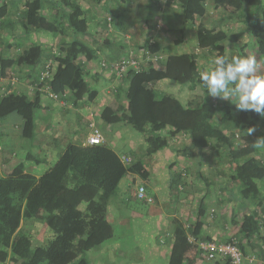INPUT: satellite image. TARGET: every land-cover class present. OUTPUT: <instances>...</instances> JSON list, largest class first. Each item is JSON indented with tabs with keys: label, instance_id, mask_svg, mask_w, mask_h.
Here are the masks:
<instances>
[{
	"label": "trees",
	"instance_id": "16d2710c",
	"mask_svg": "<svg viewBox=\"0 0 264 264\" xmlns=\"http://www.w3.org/2000/svg\"><path fill=\"white\" fill-rule=\"evenodd\" d=\"M62 1L65 4L70 0ZM169 2L178 5L185 28L174 45L184 42L186 29L196 30L198 48L214 53L215 58L227 56L225 43L233 45L235 56L245 57L247 45L240 44L239 33L229 34L217 26L197 25V21L207 14L208 5L229 12V15L237 14L245 7H253L255 13L248 20L252 24L248 32L259 41V49L264 55V0ZM24 5L16 24L25 34L40 31L66 38L71 30L72 37L69 42L60 44L57 54L48 51L41 43L28 46L13 59L0 54L3 78L13 67L29 68L38 74L33 99L14 93L0 98V122L14 118L20 122L22 137L33 140L37 113L42 107V90L47 86L54 93L61 94L68 105L89 104L97 97L98 91L88 81L86 65L88 61L98 59L99 55L96 49L77 38L88 32V22L84 17L61 9L52 20L44 13L45 0H25ZM9 15V5L0 0L1 25L9 22ZM105 21L108 27L110 21L107 17ZM12 33L17 35L18 30L13 28ZM140 46L144 50L141 58H156L157 66L151 62L142 71L127 74L124 79L126 106H107L101 113L104 125H123L139 133L146 141L144 155L148 157L167 149L174 134L188 135L191 140L188 152L191 155L196 152L200 156L199 166L218 168V178L225 179L228 186L238 185L233 191L238 200L248 201L250 205L255 203V207H260L264 214V146H256L257 140L264 139V117L253 111H239L229 100L218 101L208 95L200 80L197 54L165 57V48L151 39ZM51 60L54 61L52 76L41 82ZM167 82L188 85L191 90L200 86L203 92L184 104L160 90ZM113 91L118 95L119 90ZM249 128L255 129L251 135L247 133ZM138 156L134 154L131 162L125 163L108 145L84 146L68 142L58 161L39 180L25 172L23 163L8 174H3L0 168V264H91L89 253L114 239L108 207L118 194L122 180L131 173L147 177L144 163ZM201 177L207 178L204 174ZM226 186H220L219 191L225 193ZM83 203L87 206L81 210ZM250 209L243 212L238 237H257L264 247L259 210ZM36 217L42 219L49 229L42 243H38L22 225L24 220ZM174 224L169 264H184L189 239L202 240L204 223L197 219L189 227L181 220H174ZM240 247L246 257L245 248L241 244ZM224 262L230 264L228 260Z\"/></svg>",
	"mask_w": 264,
	"mask_h": 264
},
{
	"label": "crops",
	"instance_id": "0c3cea01",
	"mask_svg": "<svg viewBox=\"0 0 264 264\" xmlns=\"http://www.w3.org/2000/svg\"><path fill=\"white\" fill-rule=\"evenodd\" d=\"M108 1L109 3L113 2V0H80L77 4L70 0L69 3L62 4V0H45L44 9L47 11L46 16L52 20L58 16L61 9L70 10L87 20L89 26L87 34L77 36V38L98 52V59L88 61L86 65L88 81L91 87L98 91V95L89 104L81 102L77 105L64 106L60 101L52 100L46 93L42 92V107L37 113V127L33 140H26L22 137L19 121L14 119V122H9V119H11L9 118L4 122H0V168L3 174H8L19 163H23L25 172L39 180L58 161L68 142L86 145L88 137L92 134L90 129L92 123L98 127L102 135L104 134L105 145L109 146L110 144L111 146L109 147L122 159L130 158L132 160L134 154L138 155L139 148L134 143V133H132L133 140L130 141L132 145L131 152L125 155L118 153L116 142L109 141L110 135L115 133L119 136L124 135V129L129 128L123 125L105 126L101 120V113L107 106L117 107L120 104L126 106L127 101L124 91L127 87L125 85L120 87L121 83L117 81H113V85H111L110 76L112 74L108 72L109 70L102 69L99 64L105 58L109 59V61L121 60L134 50L132 49L134 43L130 41L129 44L126 40L129 35L123 38L116 36L115 40H104L103 42L95 35L107 29L102 10ZM5 2L9 5L10 15L8 18L9 22L4 23V25L0 24V54L4 58L13 59L19 56L28 46L35 43L42 44L43 42L42 40L29 39L30 35L35 34V32L25 34L19 25L16 24L22 10L25 8V0H5ZM127 2L130 5L126 9L122 8L123 10H132L148 3V5L158 11L156 19L145 21L139 29L127 28L128 32L131 30H134V32L135 30L136 32L140 31V34L135 35L138 39V42H136L139 45L151 39L165 48L168 43L174 41L175 29L172 26V24H175L173 20L174 13L177 12L178 19L182 18L178 5L169 2V0H118L116 4L126 6ZM55 3H57L56 6L54 5ZM112 16L114 17V25L121 21L131 22V19L126 15H124L123 19L119 15ZM181 23L184 24V22ZM195 27L197 28V26ZM13 28L18 30L17 35L12 33ZM145 30L152 33L146 39L143 37ZM116 33L119 35L118 32ZM195 34L196 30L192 31L193 36L189 39L196 41ZM52 37H55L59 44L63 41L69 42L72 38L71 30L68 31L66 38L55 35ZM124 39L126 40L125 42ZM189 39L184 37V42L180 45L186 46L190 43ZM185 50L187 49L185 48ZM197 50L198 44L196 41L193 49L178 55L196 53L199 57ZM7 72L6 82L2 86L0 83V98L14 93L24 94L33 99L38 86L35 84V78L38 77L36 71L34 72L29 68L13 67ZM97 85H101L100 90L97 89ZM114 86H119L118 89L116 87V90H119L118 95L112 91ZM186 87L189 88L188 85ZM194 91L189 90L192 99L187 100V103L203 92L197 93V90ZM177 135L174 134V136ZM183 135L188 141L183 149H179L181 142L173 139V141L170 140V146L167 149L158 152L152 157H139L141 154L138 156L144 163V171L147 173V177L144 178L138 174L131 173L122 180L118 194L110 201L108 207L109 217L113 213L117 215L123 214V211L128 208L127 199L134 198L132 190L139 184L146 186L149 196L154 198V203L148 204L136 198L134 200L146 205H152L153 208L143 210L134 206V212L130 214L131 217H128L130 221H126L125 225L128 234L133 230L130 223L134 221V234L127 237L123 233L121 238L126 241H120L121 239H119L113 249L111 248L112 252L106 250V254H108L106 258H100L96 260V263L94 261L93 263L114 264V259L111 258L112 255L125 252V254L129 255V258L134 259V262L131 261L133 264H169L174 240V220H181L189 227L193 226L196 220L199 219L204 223L201 230L202 240L212 239V241L227 242L232 239L233 235H237L234 238H237L241 246L245 248L246 257L254 256L256 258L255 264H264V247L259 244L258 238L244 239L242 236L238 237L239 222H241L243 212L249 207H251L250 210H259L258 213L262 219V233L264 234V214L260 210L261 208L255 207V203L250 205L248 201L242 202L238 200L237 196L233 194L238 185L232 184L228 186L225 179L218 178V168L213 165L200 167V156L196 152L192 153V155L189 154L191 140L188 135ZM136 139L138 140L139 137H136ZM176 144L179 146L177 147ZM16 155L18 156L17 160H14ZM227 171L229 170L227 169ZM202 174L207 178L201 177ZM206 182L209 184H206ZM222 185L223 187L226 185V188L228 187L225 193L219 191V187ZM237 200L239 201L238 203L236 202ZM174 203L179 206L177 211L175 209L173 213L164 212L165 206ZM86 206L87 204L83 203L80 209L84 210ZM37 221L43 222L42 219L38 218L30 223L33 224ZM43 229L46 231L47 235L44 237L46 238L49 230L47 228ZM109 253L111 262L109 261ZM184 264H209L201 257L197 240L190 242L188 245ZM219 264H225V262L221 261Z\"/></svg>",
	"mask_w": 264,
	"mask_h": 264
},
{
	"label": "rangeland",
	"instance_id": "374dc122",
	"mask_svg": "<svg viewBox=\"0 0 264 264\" xmlns=\"http://www.w3.org/2000/svg\"><path fill=\"white\" fill-rule=\"evenodd\" d=\"M138 1V0H136ZM116 2H118V0H113V2L107 3V5L105 7H103V18L104 20L108 19V21H110L107 30H104L102 32H100L99 34L96 33L95 35L98 37V39L103 42L104 40H115L116 36H119L120 38L122 37H126V35H129L126 37L127 42L130 41L131 43H134V47L132 49L133 52H129L128 56H130L131 53H133L134 56L138 57V59H140L139 57L142 56L143 53V49L142 47L137 43L138 39L136 38L137 34H140L139 32H134V30H131L130 32L127 31L128 27H132V29H139L142 25V23L144 24L145 21H150L152 19H156L157 17V13L158 11L156 9H154L153 7H151V5H148V3H146L145 5H141L137 8H134L132 10L128 9V10H123L129 7L130 3L127 2L128 4L126 6L120 4L117 5ZM123 8V9H122ZM207 14L200 20L197 21V25L203 24L205 26L208 27H212V26H217L218 28L228 32L229 34H233V33H239V35H241V39L240 44L247 45V49H246V53L247 56H255L257 58L258 61V72L261 74H264V55L263 53L260 51L259 49V41L255 39V37H253L252 35H249L248 29L249 27L252 25L248 20L249 18L254 15L255 13V9L253 7H245L242 11H239L237 14H228L229 12H225L222 9H217L214 8V6L212 5H208L207 7ZM134 12H138V13H134ZM174 12V11H173ZM44 13L46 14L47 11L44 10ZM102 13V12H101ZM175 16L173 18V20L175 21V24H172L173 28L175 29V39H179L182 36L181 30L184 28V24H182L181 22H184L183 20V16L181 19H178V14L177 12L174 13ZM112 15H119L122 19L124 17V15L128 16L131 19V22H127V21H121L118 22L116 25H114V17ZM165 15V14H164ZM111 18V20H110ZM149 18V19H147ZM135 19V20H134ZM255 20V19H254ZM130 25V26H129ZM117 27V28H116ZM182 28V29H181ZM117 29V30H116ZM185 30V28H184ZM187 32L184 35V37H187L188 39L193 36L192 35V31H190L189 29H186ZM35 34H31L29 39H36V40H42V44L44 45V47L48 50V51H53V53L57 54L60 51V47L61 45L59 44L58 40L55 37H52V34L49 33H41L40 31H34ZM119 33V35H117V33ZM264 35V30H262ZM144 38H149L152 33L150 31H146L144 32ZM151 34V35H150ZM196 39V37H195ZM124 39V42L126 41ZM190 40V39H189ZM28 41V38H27ZM137 41V42H136ZM174 41H167L170 42L166 45L165 49H164V55L165 57H168L169 55H177L179 53H186L187 51H189L190 49H193V47L196 45V41L190 40L189 44H187L186 46H181V45H174ZM166 43V42H165ZM226 46V54L228 56H235L236 52L233 48V45L231 43H225ZM185 48L187 50H185ZM196 52V51H195ZM199 57L197 59V66L199 67L200 73L202 71H211L214 69L215 64H214V53H210L208 50H203V49H199L197 50ZM196 54V53H195ZM106 62V63H110V62H116V61H109V59L105 58L102 59V61L100 62L99 66L102 69H105L102 67V62ZM49 63H51V65L54 68V61L51 60ZM157 63V62H156ZM155 64V66H157V64ZM151 64V62H145L143 64V67H147ZM109 70V69H106ZM112 74V76H110L112 84L113 85V81H115V77H114V73H112L110 70L108 71ZM6 82V80L4 81ZM4 82L2 84H4ZM1 84V86H2ZM122 85H125L126 87V82L124 81L123 83L121 82V85H119L120 87ZM119 86H116L117 89ZM187 85H181L178 84L176 82H167L166 86H162L160 87V90H164L165 93H168L170 95H172L173 97H176L177 99H179L180 101H183L184 103H187V100L192 99V96L189 94V90L190 91H194L197 90V93H200L203 91V89L200 86H197L195 89L191 90L190 88L186 87ZM112 88V86H110ZM110 88V89H111ZM97 89L100 90L101 89V85H97ZM116 89V88H115ZM115 89H112L115 90ZM195 92V91H194ZM114 93V91H113ZM201 94V93H200ZM214 100H218V101H226V100H222L220 98H214ZM236 98L233 97L232 98V102H235ZM231 102V101H230ZM231 102V103H232ZM233 104V103H232ZM93 120H95L92 117ZM99 121V119H98ZM9 122H14V118L9 119ZM95 122V121H94ZM98 128L94 123L91 124V130H93L94 128ZM124 135H118V134H112L109 136V141L111 142H116V150L118 151V153L120 155H125L127 153L131 152V142L133 140V134L134 133V143L136 145L138 149V155L140 156H145L143 154H145V149H146V141L143 137H141V135L139 133L134 132L133 130L131 131L130 129H124ZM104 135V134H103ZM180 135V136H179ZM183 134H178L177 136H174V138H171L170 140L173 141V139H177V141H180L181 144L179 149H183V147H186V143L188 141H186V138L183 137ZM136 137H139V139L137 140ZM178 144V143H177ZM176 144V145H177ZM177 145V147L179 146ZM109 146H111L109 144ZM175 147V145H174ZM17 155L14 158V160H17ZM197 165V164H196ZM206 167V166H205ZM128 208L125 209V211H123V214H112L110 216V221L114 227V235H116L114 237L113 240L106 242V244H104L101 248L94 250L92 253H89V259L91 261L92 264L96 263V260L100 259V258H106V256L108 254H106V250L111 251V248L113 249V247L116 245V242L119 241V239H121L120 241H126L124 238H121V235L124 233V236H131L134 233V221H132L130 223V226L133 228V230H131L128 234L126 232V221H128V217H131L130 214H132V212H134V206L138 207V208H142L143 210H150L153 208L152 205H146L143 203H140L136 200H134V198L128 200ZM178 204H168V206H165L164 208V212L166 213H173V211L176 209V211L178 210ZM175 211V212H176ZM122 215V216H120ZM36 219H38L36 217ZM33 219H28V220H24L22 225L25 228L26 231H29L33 234V236L35 237L36 241H38V243H42L44 240H46V238H44L47 234L45 229L43 228H47L48 226H46V224H44V222H34L33 224L30 223L32 222ZM130 221V220H129ZM237 225V223H236ZM43 226V228H42ZM42 228V229H41ZM49 230V229H48ZM49 231H47L48 233ZM237 235H233L232 239L234 237H236ZM112 252V251H111ZM114 252V250H113ZM105 253V254H104ZM108 253V252H107ZM112 259H114V264H133L131 261L134 262V259L129 258V255L124 253H114L111 257ZM116 260V262H115ZM93 261L95 263H93ZM109 261L110 260V253H109Z\"/></svg>",
	"mask_w": 264,
	"mask_h": 264
},
{
	"label": "clouds",
	"instance_id": "9594fccd",
	"mask_svg": "<svg viewBox=\"0 0 264 264\" xmlns=\"http://www.w3.org/2000/svg\"><path fill=\"white\" fill-rule=\"evenodd\" d=\"M211 71H202L200 80L207 88L208 95L222 100L235 97L236 109L253 111L264 117V74L258 72L255 56H217ZM255 131L249 128V135ZM257 147L264 146V139L257 140Z\"/></svg>",
	"mask_w": 264,
	"mask_h": 264
},
{
	"label": "built area",
	"instance_id": "2783aa9c",
	"mask_svg": "<svg viewBox=\"0 0 264 264\" xmlns=\"http://www.w3.org/2000/svg\"><path fill=\"white\" fill-rule=\"evenodd\" d=\"M111 20V18H110ZM134 56L133 53L130 56L123 58L120 62H102V67L105 69H109L115 77V81L121 83L126 78L129 72H139L142 71L143 64L146 62H156V58L147 57L141 58ZM53 66L51 63L47 64V68L44 74H42L41 82L44 81L45 78H51L52 73L51 70ZM6 78H3L0 73V83L2 84ZM116 86H114V89ZM116 90V89H115ZM44 93H46L52 100L60 101V103L64 106H68L67 102L62 98L61 94L54 93L49 86L46 87ZM65 97V95L63 96ZM105 139L98 128H94L92 130V134L88 137L86 141V145H102L105 144ZM123 161L125 163L131 162L130 158H124ZM132 196L141 202H145L148 204L154 203V198L149 196L147 188L144 184H139L135 189L132 190ZM190 242H194L195 239L190 237ZM198 247L200 251V255L203 259L206 260L209 264H218L221 261L228 260L230 264H255L256 258L254 256L246 258L241 250L240 242L237 238H233L227 242H218V241H207L201 240L198 241Z\"/></svg>",
	"mask_w": 264,
	"mask_h": 264
}]
</instances>
